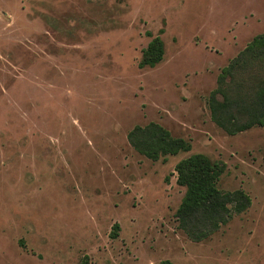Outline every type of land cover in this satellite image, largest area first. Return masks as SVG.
Instances as JSON below:
<instances>
[{
	"label": "rangeland",
	"instance_id": "rangeland-1",
	"mask_svg": "<svg viewBox=\"0 0 264 264\" xmlns=\"http://www.w3.org/2000/svg\"><path fill=\"white\" fill-rule=\"evenodd\" d=\"M262 33L264 0H0V264H264V127L228 134L208 105ZM158 34L164 59L141 67ZM149 122L191 150L140 153ZM194 153L251 198L200 240L176 215Z\"/></svg>",
	"mask_w": 264,
	"mask_h": 264
},
{
	"label": "trees",
	"instance_id": "trees-1",
	"mask_svg": "<svg viewBox=\"0 0 264 264\" xmlns=\"http://www.w3.org/2000/svg\"><path fill=\"white\" fill-rule=\"evenodd\" d=\"M164 55L165 44L158 34L144 48L140 66L155 67ZM208 105L212 120L228 134L264 127V33L253 37L239 57L222 68ZM128 138L136 150L153 160L192 148L189 140L175 137L155 122L136 125ZM225 169V162L204 153L191 154L176 164L177 183L186 189L176 215L180 227L197 240L209 236L251 204V198L243 190L220 188ZM118 228L115 224L112 236L117 235ZM159 264L173 263L163 260Z\"/></svg>",
	"mask_w": 264,
	"mask_h": 264
}]
</instances>
